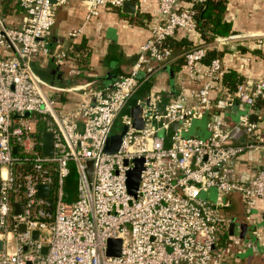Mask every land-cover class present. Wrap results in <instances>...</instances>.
I'll return each mask as SVG.
<instances>
[{
  "label": "built area",
  "instance_id": "obj_1",
  "mask_svg": "<svg viewBox=\"0 0 264 264\" xmlns=\"http://www.w3.org/2000/svg\"><path fill=\"white\" fill-rule=\"evenodd\" d=\"M70 1L15 0L13 14L0 11V264H225L238 241L221 239L231 223L223 212L227 195L241 194L249 218L264 199V165L252 174L232 173L243 154L264 155V122L252 118L264 98V75L240 81L226 93L245 107L227 125L213 94L227 66L221 55L205 58L210 48L237 34L197 42L183 53L178 93L164 106L158 93L138 97L143 125L123 114L121 144L107 152L117 117L141 86L147 62L172 61L173 48L166 42L179 30L197 28L196 9L182 0H156L161 17L151 23L130 71L102 87L59 86L36 73L32 62L51 58L60 65L68 58L51 33L56 6ZM83 1V21L67 32L71 42L104 8H121L125 1L142 7L152 0ZM187 78L200 84L186 86ZM74 90L83 97L66 107L60 96ZM45 130L54 134L51 156L43 153ZM135 158L144 159L137 195L127 184ZM89 159L92 185L85 171ZM72 161L78 197L67 200L64 183ZM40 184L50 185L48 196L38 193ZM110 237L123 240L118 256L107 254Z\"/></svg>",
  "mask_w": 264,
  "mask_h": 264
},
{
  "label": "crops",
  "instance_id": "obj_2",
  "mask_svg": "<svg viewBox=\"0 0 264 264\" xmlns=\"http://www.w3.org/2000/svg\"><path fill=\"white\" fill-rule=\"evenodd\" d=\"M194 3V0L181 1V4L187 7H193ZM86 10L87 4L83 0H72L67 4L56 6V22L52 28L51 40L64 44L68 50V58L60 65L55 64L51 58L45 61L39 59L45 63L48 70L44 72L43 78L53 84L77 86L89 83V87L92 88L102 87L110 83L118 74L130 71L137 59L140 45L150 35L151 23L161 17L156 0L139 7L135 14L122 12L121 8L107 7L89 22L83 36L71 42L67 32L83 21ZM226 18L233 23V31L230 34H237L231 42L217 48L223 51L221 56L226 63L227 71L236 70L243 74L245 79L252 81L260 79L264 75V0H228ZM203 40L205 39L197 28L179 30L171 37L172 61L163 66H158L152 61L147 62V68L142 71L145 76L144 82L124 107L129 106L128 113L133 115L137 108L138 97H146L152 92L160 95L159 103L162 106L166 105L180 88L179 73L183 68V53L193 44ZM210 42L213 43L212 40ZM83 50H89L87 52L89 57H84ZM174 64H179L176 70L172 66ZM226 72L222 86L213 94L215 103L223 112L225 122L230 125L237 120L239 113L245 107L236 100L227 98L226 93L234 89H231L228 81L225 80ZM199 84L200 80L190 78H187L185 83L186 86ZM60 97L66 107H71L83 97V92L76 90L62 92ZM257 103L252 110V118L264 122V100ZM263 165V153L256 150L247 152L233 166L232 173L235 176L252 174ZM230 194L226 197L230 204L232 201H243L240 193L234 192V199ZM227 217L231 222H235L234 217ZM239 222L241 233V225L248 223L245 235L251 226H257L264 234V199L258 200L251 218L245 211L240 216ZM240 253L231 254L224 263L264 264V250L256 251L245 260L239 256Z\"/></svg>",
  "mask_w": 264,
  "mask_h": 264
},
{
  "label": "water",
  "instance_id": "obj_3",
  "mask_svg": "<svg viewBox=\"0 0 264 264\" xmlns=\"http://www.w3.org/2000/svg\"><path fill=\"white\" fill-rule=\"evenodd\" d=\"M55 2L56 0H52ZM59 6V5H58ZM139 5L135 1H125L122 6H121V11L125 13H130V14H135L138 12ZM29 113V112H27ZM140 113V107L137 106V108L134 110L133 116L135 117L136 125L138 127H141L143 125V119L139 116ZM178 121L174 122V127H177ZM122 132L118 133H113L109 136L106 146H105V151L107 152H115L122 140ZM53 140H54V134L50 130H45L42 133V142H43V153L45 155L51 156L54 152L53 148ZM15 150H17L15 148ZM143 158H135L134 162L135 165L130 168L127 172V184H128V190L131 194L137 195L138 193V188H139V183H140V176H141V171L143 169ZM126 162H128L126 160ZM93 170H94V161L92 159H89L87 161V166H86V175L87 179L89 181V184L92 185L93 181ZM50 192V185L49 184H40L38 187V193L42 196H48ZM16 207L18 208L17 211L21 210L20 206H22L20 203L16 202L15 203ZM242 227V233L241 236H245V232L248 227V223H245L244 225H241ZM21 228L24 229L25 225L22 224ZM235 229V222L230 223V231L233 233ZM34 235L37 237L39 235V230L34 231ZM122 243L123 240L120 237H110L108 239L107 243V254L112 255V256H118L122 252ZM2 246V241L0 240V247ZM235 247V245L233 246ZM47 246H44L43 251L46 252Z\"/></svg>",
  "mask_w": 264,
  "mask_h": 264
},
{
  "label": "rangeland",
  "instance_id": "obj_4",
  "mask_svg": "<svg viewBox=\"0 0 264 264\" xmlns=\"http://www.w3.org/2000/svg\"><path fill=\"white\" fill-rule=\"evenodd\" d=\"M12 5H15V0H12ZM13 11H11L10 14ZM15 15H12V17ZM47 59V57H46ZM34 61V60H33ZM33 69L35 70L36 73H38L41 77H44V72L48 71L45 67V63L43 61H40L39 58L36 59L32 63ZM42 71V73H41ZM51 77V76H50ZM142 77L143 80L145 79L144 73L142 72ZM53 79V77H52ZM144 82V81H143ZM142 82V83H143ZM142 85V84H141ZM130 112L129 106L126 108H123L122 111L120 112L119 116L117 117L115 126L113 127V132L118 133L119 131L122 130V115L125 113ZM70 173L69 175L65 178V183H64V190L65 193L68 194V196L65 197L67 200H74L78 197V170L76 163L74 161L70 162ZM234 193H231L230 196L231 198L234 199ZM230 196L228 198H230ZM230 202V201H229ZM254 211V209H253ZM223 212L226 214V216L229 217H234L235 218V236L237 237V244L234 247V250L236 251H242V253L239 254L241 258L247 259L249 255H253L256 253V251H262L264 250V234L262 230L258 229L256 226H251L247 234L244 237H241V232H240V216L245 213V206L243 201H232V203H229V206L223 207ZM221 236L224 239H226V234H222ZM225 241V240H224ZM240 251V252H241ZM231 262V261H230ZM232 264H236L232 262Z\"/></svg>",
  "mask_w": 264,
  "mask_h": 264
},
{
  "label": "trees",
  "instance_id": "obj_5",
  "mask_svg": "<svg viewBox=\"0 0 264 264\" xmlns=\"http://www.w3.org/2000/svg\"><path fill=\"white\" fill-rule=\"evenodd\" d=\"M228 0H206L205 2L194 3V8L196 9V20H197V30L200 31L202 37L205 41H210L216 36L229 35L233 31V23L231 20L226 18ZM15 5H12V0H0V11L3 14H9L14 10ZM119 9V8H118ZM13 13V12H12ZM171 38V37H170ZM170 38L166 42L168 45H172ZM89 50H83L84 57H89ZM223 51L217 50L216 48H210L205 61L208 62L211 57L216 55H221ZM176 70L179 64L172 65ZM225 80L228 81L231 89H235L236 84L240 81L245 80L243 74H240L236 70L230 69L226 72ZM264 98H261V100ZM258 100L257 102H260ZM258 103H256L257 105ZM256 105L254 107H256ZM225 124L229 125L227 122ZM41 136L40 130L38 133Z\"/></svg>",
  "mask_w": 264,
  "mask_h": 264
},
{
  "label": "flooded vegetation",
  "instance_id": "obj_6",
  "mask_svg": "<svg viewBox=\"0 0 264 264\" xmlns=\"http://www.w3.org/2000/svg\"><path fill=\"white\" fill-rule=\"evenodd\" d=\"M235 231L232 233L230 230L227 232V233H225L227 236H226V239H224L225 240V242L228 244V243H230V244H232L235 240H237V237L235 236ZM221 239H223L222 238V236H221ZM223 240V241H224ZM236 253H240V251H236L235 250V252H234V254H236ZM231 254H229V255H227V257L228 256H230ZM233 255V254H232ZM226 257V258H227Z\"/></svg>",
  "mask_w": 264,
  "mask_h": 264
}]
</instances>
